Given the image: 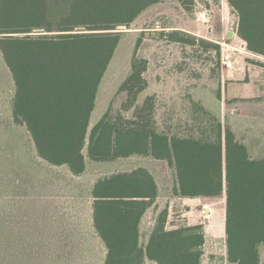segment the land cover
<instances>
[{"label": "trees", "instance_id": "1", "mask_svg": "<svg viewBox=\"0 0 264 264\" xmlns=\"http://www.w3.org/2000/svg\"><path fill=\"white\" fill-rule=\"evenodd\" d=\"M162 2L0 0V52L15 85L14 121L26 126L39 157L67 166L72 177L84 176L89 163L142 156L168 162L176 197H218L226 192L227 260L261 264L264 157L253 158L230 126L205 111L210 123L200 137L160 132L153 97L138 104L148 87V60L137 55L121 87L128 95L122 110L134 109L133 116L120 113L115 118L107 111L91 126L101 84L124 35L116 29L130 28ZM228 2L239 17V37L249 51L264 56V0ZM166 37L185 45H197L198 40L183 30L167 32ZM159 195L156 177L144 166L93 180L92 230L105 250L103 264H202L203 225L169 229L168 208L157 215L148 240L142 242L143 219ZM32 234L22 227L17 232L24 241L28 236L32 241ZM70 240L67 236L65 243ZM15 250L9 255L14 254L12 260H18Z\"/></svg>", "mask_w": 264, "mask_h": 264}, {"label": "rangeland", "instance_id": "2", "mask_svg": "<svg viewBox=\"0 0 264 264\" xmlns=\"http://www.w3.org/2000/svg\"><path fill=\"white\" fill-rule=\"evenodd\" d=\"M238 23L228 0H163L130 28L119 26L116 31L124 35L101 84L91 126L107 111L115 118L120 113L133 116L134 109L122 110L128 95L121 87L137 55L148 60L144 73L148 87L138 104L153 97V117L160 132L200 137L208 129L205 111H209L224 127L232 128L253 158L264 157V56L248 50L238 35ZM172 30L186 31L199 42L185 45L169 41L166 34ZM14 93L12 73L0 52V264H103L105 250L91 226L90 185L101 175L139 164L148 167L160 188L156 205L143 220L142 242L148 240L157 214L168 208L169 229L203 225L206 241L202 264H230L226 192L218 197H175V177L168 162L142 156L89 163L84 176H70L68 183L66 167H55L41 159L26 126L15 123ZM14 210L17 218L7 216ZM45 212L48 217L53 213V232L50 228L38 230L34 242V224L45 225ZM3 226L22 227L23 231L32 227V241L30 236L24 241L17 233L5 232L3 237ZM67 236H71L70 243H65ZM9 245L17 247L18 260H12L14 254L9 257L16 249ZM146 264L156 263L147 260Z\"/></svg>", "mask_w": 264, "mask_h": 264}, {"label": "crops", "instance_id": "3", "mask_svg": "<svg viewBox=\"0 0 264 264\" xmlns=\"http://www.w3.org/2000/svg\"><path fill=\"white\" fill-rule=\"evenodd\" d=\"M41 158V157H40ZM145 158H148V157H145ZM42 159V158H41ZM45 161V160H44ZM158 161H160V160H158ZM47 162V161H46ZM48 163V162H47ZM50 164V163H49ZM52 165V164H51ZM52 166H55V165H52ZM139 166H144V167H146V168H148L147 166H145V165H142V164H139V165H136L135 167H133V168H131V169H129V170H126V171H131V170H133V169H135V168H137V167H139ZM55 167H66L65 168V170H66V180L68 181V183H69V181H70V176H71V173H70V171H69V169H68V167L67 166H65V165H63V166H55ZM117 172H119V171H117ZM115 173V172H114ZM63 180V179H62ZM176 197V196H175ZM90 198H91V200H92V204H93V199H92V197L90 196ZM159 198V197H158ZM158 198H157V200H158ZM179 198H182V197H179ZM156 200V201H157ZM156 205V202L154 203V205L151 207V208H153L154 206ZM151 208H149L148 209V211H147V213L149 212V210L151 209ZM7 212H4V214H6ZM11 213V212H10ZM14 214L13 215H7V216H9V217H13V218H17L18 217V214H17V212L14 210V212H13ZM33 214H34V212H32ZM147 213H146V215H147ZM160 213V212H159ZM158 213V214H159ZM63 214H65V213H62V215ZM157 214V215H158ZM19 215L21 216V214L19 213ZM67 215V214H66ZM145 215V216H146ZM44 216L46 217V219H45V225H40V226H38L37 227V224L35 223L34 224V226L36 227V229L35 230H33V233H36V235H34V239H33V241L34 242H36L37 241V231L38 230H42V229H45L46 231H48V229L50 228V232H53V218H54V216H53V213H51L50 212V214H49V217H48V214H46V212H45V214H44ZM5 217H6V215H5ZM157 217V216H156ZM91 218H92V205H91ZM145 218V217H144ZM156 219V218H155ZM144 220V219H143ZM143 224V223H142ZM4 225H6V221L4 222ZM91 226H92V220H91ZM20 228V227H19ZM19 228H16V229H14V228H10V227H7V226H3V231H4V236L3 237H5V232H8V233H13V234H16L18 231H19ZM32 228V227H31ZM30 228V231L32 232V229ZM93 228V227H92ZM141 230H142V225H141ZM151 231H152V229H151ZM15 237V236H14ZM13 248H17L16 246H14L13 245Z\"/></svg>", "mask_w": 264, "mask_h": 264}, {"label": "water", "instance_id": "4", "mask_svg": "<svg viewBox=\"0 0 264 264\" xmlns=\"http://www.w3.org/2000/svg\"><path fill=\"white\" fill-rule=\"evenodd\" d=\"M231 35V34H230Z\"/></svg>", "mask_w": 264, "mask_h": 264}]
</instances>
